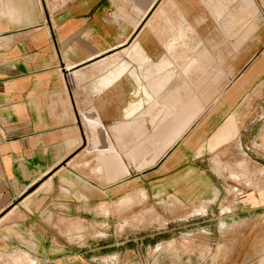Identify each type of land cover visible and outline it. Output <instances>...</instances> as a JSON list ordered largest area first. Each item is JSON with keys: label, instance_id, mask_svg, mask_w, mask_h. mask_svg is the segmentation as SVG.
<instances>
[{"label": "crops", "instance_id": "obj_1", "mask_svg": "<svg viewBox=\"0 0 264 264\" xmlns=\"http://www.w3.org/2000/svg\"><path fill=\"white\" fill-rule=\"evenodd\" d=\"M258 89L264 0H0V264H111L59 218L215 206L264 168Z\"/></svg>", "mask_w": 264, "mask_h": 264}, {"label": "rangeland", "instance_id": "obj_2", "mask_svg": "<svg viewBox=\"0 0 264 264\" xmlns=\"http://www.w3.org/2000/svg\"><path fill=\"white\" fill-rule=\"evenodd\" d=\"M46 2L52 8L66 0ZM245 101L262 106L253 118L264 119V91L254 90ZM259 148L254 144L253 149ZM235 165L244 174L231 175L228 195L215 206L207 208V202L184 206L168 197L157 200L150 210L118 211L106 226L77 220L84 227L68 232L65 218H59L55 230L66 235L70 249L100 251L101 241L108 240L104 250L109 251L106 260L111 264H260L262 257L264 263V168L253 160ZM242 192L246 196L238 195ZM255 194L257 198L251 199ZM201 204L205 210L198 209ZM101 235L106 236L100 240Z\"/></svg>", "mask_w": 264, "mask_h": 264}, {"label": "bare ground", "instance_id": "obj_3", "mask_svg": "<svg viewBox=\"0 0 264 264\" xmlns=\"http://www.w3.org/2000/svg\"><path fill=\"white\" fill-rule=\"evenodd\" d=\"M128 199H129V198H128ZM131 199H132V198H131ZM129 200H130V199H129ZM126 201L128 202V200H126ZM130 201H131V200H130ZM124 202H125V201H124ZM124 202H123V203H124ZM130 203H131V202H130ZM130 203H127V204L125 203L126 208H127V205L130 204ZM133 203H134V202H133ZM121 204H122V203H121ZM122 205L125 206L124 204H122ZM130 205H131V204H130ZM120 206H121V205H120ZM128 208H129V207H128Z\"/></svg>", "mask_w": 264, "mask_h": 264}]
</instances>
